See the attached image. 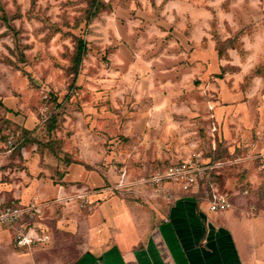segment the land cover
Returning <instances> with one entry per match:
<instances>
[{
  "label": "rangeland",
  "instance_id": "1",
  "mask_svg": "<svg viewBox=\"0 0 264 264\" xmlns=\"http://www.w3.org/2000/svg\"><path fill=\"white\" fill-rule=\"evenodd\" d=\"M90 1L0 0V209L40 210L0 224V264H72L111 197L161 214L140 181L191 148L264 264V0Z\"/></svg>",
  "mask_w": 264,
  "mask_h": 264
},
{
  "label": "crops",
  "instance_id": "2",
  "mask_svg": "<svg viewBox=\"0 0 264 264\" xmlns=\"http://www.w3.org/2000/svg\"><path fill=\"white\" fill-rule=\"evenodd\" d=\"M162 201L168 207L161 214L118 197L95 207L84 220L85 242L75 264H253L256 260L253 244L239 233L237 220L227 211L210 212L198 191Z\"/></svg>",
  "mask_w": 264,
  "mask_h": 264
},
{
  "label": "built area",
  "instance_id": "3",
  "mask_svg": "<svg viewBox=\"0 0 264 264\" xmlns=\"http://www.w3.org/2000/svg\"><path fill=\"white\" fill-rule=\"evenodd\" d=\"M219 166H221L220 163L211 165L209 161H204L202 155L197 153L195 148H191L186 158L154 171L147 179L140 182L149 189V191L147 189L149 199L169 202L177 195L199 192L203 180L210 177L214 167ZM82 198L84 199V197ZM202 199L206 202L210 212H224L232 207L230 194L220 191L213 183H210L209 189L204 191ZM86 202H88L87 199ZM35 203L22 207L16 205L2 207L0 209V224H15L23 215L33 217V212L37 214L40 212ZM36 225L37 223L33 224V226ZM32 229L17 234L19 246L30 245L34 242L33 238H40Z\"/></svg>",
  "mask_w": 264,
  "mask_h": 264
},
{
  "label": "trees",
  "instance_id": "4",
  "mask_svg": "<svg viewBox=\"0 0 264 264\" xmlns=\"http://www.w3.org/2000/svg\"><path fill=\"white\" fill-rule=\"evenodd\" d=\"M95 2L96 1L94 0V1H90V3H89V13H90V11H92L91 14H95L96 12H98V10H99L98 8H100V6H101L99 3H95ZM2 20L6 24H8V21L5 17H2ZM84 54H85V44L83 43L82 40H79L77 42V45H76V53H75V57L73 59V64H74L75 68H77V66L80 64L81 59H82ZM74 264H75V262H74Z\"/></svg>",
  "mask_w": 264,
  "mask_h": 264
}]
</instances>
